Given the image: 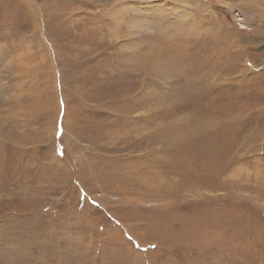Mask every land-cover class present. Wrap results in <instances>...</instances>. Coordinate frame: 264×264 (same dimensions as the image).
Here are the masks:
<instances>
[{
  "label": "rangeland",
  "instance_id": "rangeland-1",
  "mask_svg": "<svg viewBox=\"0 0 264 264\" xmlns=\"http://www.w3.org/2000/svg\"><path fill=\"white\" fill-rule=\"evenodd\" d=\"M0 264H264V0H0Z\"/></svg>",
  "mask_w": 264,
  "mask_h": 264
},
{
  "label": "bare ground",
  "instance_id": "bare-ground-1",
  "mask_svg": "<svg viewBox=\"0 0 264 264\" xmlns=\"http://www.w3.org/2000/svg\"><path fill=\"white\" fill-rule=\"evenodd\" d=\"M181 25V24H180ZM180 57V56H179ZM149 60L152 62L151 60V57H148ZM111 59V58H110ZM158 60V59H157ZM157 60L155 62H152L150 63L151 65V69H157L158 71H160L159 73L161 75H165V76H170V75H181V72L179 71V69H175L174 71H171L170 68L167 66V67H164L163 63H161L159 60H158V65H157ZM181 64V63H180ZM183 66V65H182ZM185 67V66H184ZM189 80V79H188ZM167 128V127H166ZM170 129H167L166 131H169ZM178 136L179 138L181 137V134L178 133ZM167 146V145H166Z\"/></svg>",
  "mask_w": 264,
  "mask_h": 264
}]
</instances>
